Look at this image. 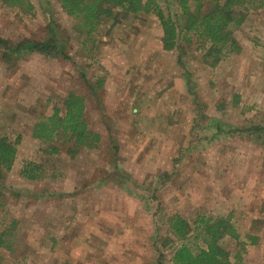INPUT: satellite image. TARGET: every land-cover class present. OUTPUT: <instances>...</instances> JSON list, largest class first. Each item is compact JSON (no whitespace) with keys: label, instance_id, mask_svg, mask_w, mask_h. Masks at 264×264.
Wrapping results in <instances>:
<instances>
[{"label":"rangeland","instance_id":"rangeland-1","mask_svg":"<svg viewBox=\"0 0 264 264\" xmlns=\"http://www.w3.org/2000/svg\"><path fill=\"white\" fill-rule=\"evenodd\" d=\"M30 2L24 13L0 0V37L55 40L65 55L0 50V134L17 143L0 181V264H173L175 214L228 219L241 241L257 236L238 255V240L219 241L231 263L264 264V1L213 67L195 42L164 50L153 13L115 10L88 34L57 0ZM159 2L178 18L176 0ZM68 92L99 135L90 147L32 135ZM28 162L38 179L20 175Z\"/></svg>","mask_w":264,"mask_h":264},{"label":"trees","instance_id":"trees-1","mask_svg":"<svg viewBox=\"0 0 264 264\" xmlns=\"http://www.w3.org/2000/svg\"><path fill=\"white\" fill-rule=\"evenodd\" d=\"M160 0H57L64 12L75 20L77 29H85L88 34L96 28L102 17H109L113 11L125 13H153L160 24L162 48L166 51L190 45L193 42L202 48L205 57L210 58L207 64L215 66L223 57L231 52L239 51V45L234 36V29L245 20L249 9H257L264 0H176L180 9L178 18L164 10ZM5 5L16 7L21 12L33 10L30 0H2ZM1 56L7 61L21 57L30 52L48 55L63 54V46L55 40H21L11 44L9 40L0 37ZM15 55V56H14ZM101 86V84L99 85ZM63 109L54 105L51 114L39 117L33 125L32 135L43 142L52 143L58 139L71 141L78 149L92 146L99 141V135L90 130L84 119V100L80 95L68 92L62 100ZM259 130V129H258ZM261 131V130H260ZM16 141H11L6 135L0 134V181L4 179L12 167L16 154ZM48 153L58 152V147L50 146ZM71 149V153H76ZM41 166L35 163H25L20 169V175L28 180L40 177ZM1 204V200H0ZM170 237L166 236L165 245L173 236L180 243L172 249L173 264H240L231 263L230 253L219 241L229 236L238 240L240 254L248 240L255 245L257 236L248 234L241 241L236 228L228 219L211 220L208 217L197 216L193 222L175 214L167 219ZM189 235L201 239L204 246L192 249L186 239ZM6 232L0 233V248L6 245Z\"/></svg>","mask_w":264,"mask_h":264}]
</instances>
